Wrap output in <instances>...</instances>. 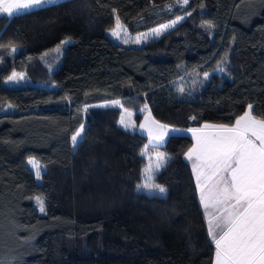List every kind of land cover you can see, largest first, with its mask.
I'll return each mask as SVG.
<instances>
[{
    "label": "trees",
    "instance_id": "obj_1",
    "mask_svg": "<svg viewBox=\"0 0 264 264\" xmlns=\"http://www.w3.org/2000/svg\"><path fill=\"white\" fill-rule=\"evenodd\" d=\"M181 2L62 0L0 14V264H212L184 160L192 141L169 136L152 149L168 157L153 177L166 192L148 194L138 185L151 148L118 120L128 110L137 126L150 111L180 129L231 126L249 104L264 119V0ZM177 17L140 46L106 34L117 19L141 33ZM11 72L31 83L5 87Z\"/></svg>",
    "mask_w": 264,
    "mask_h": 264
},
{
    "label": "snow or ice",
    "instance_id": "obj_2",
    "mask_svg": "<svg viewBox=\"0 0 264 264\" xmlns=\"http://www.w3.org/2000/svg\"><path fill=\"white\" fill-rule=\"evenodd\" d=\"M56 0H0V14L13 18L22 14H31L54 4ZM188 0H182L187 4ZM182 17H177L171 24L155 29V34L172 27ZM211 27V25H208ZM127 43V30L117 19V26L112 36ZM139 37L137 42H139ZM12 52L17 51L13 46ZM207 78L208 73H204ZM14 72L7 79L16 80ZM119 105L120 101H112ZM253 105L249 104L235 124H204L202 129H188L195 143L185 153L192 162V171L199 192L200 204L204 210L209 236L215 244L214 264H264V119L252 114ZM147 108V105H145ZM132 113H128L131 117ZM191 119H195L192 117ZM154 128H148L149 143L153 148L163 145L166 136L179 133L178 128L160 124L152 120ZM120 123L125 129H133L130 122L122 117ZM145 128L144 124L140 125ZM85 125L81 124L71 137L75 148L82 139ZM147 147V146H146ZM143 155V153H142ZM168 157L157 153L154 165L146 170L147 178L139 189L149 193L163 195L166 189L154 182V173L166 163ZM36 169L37 178L41 175L39 165L29 160ZM40 211H45L43 199L37 197Z\"/></svg>",
    "mask_w": 264,
    "mask_h": 264
},
{
    "label": "rangeland",
    "instance_id": "obj_3",
    "mask_svg": "<svg viewBox=\"0 0 264 264\" xmlns=\"http://www.w3.org/2000/svg\"><path fill=\"white\" fill-rule=\"evenodd\" d=\"M57 1H62V0H56V2ZM186 4H182V2L180 3V6L181 7H183V6H185ZM183 19V18H182ZM177 20V18L176 19H174V20H172V21H169V22H166V23H164V24H162V25H167V24H171L173 21H176ZM179 21H181V19L179 20ZM178 21V22H179ZM177 22V23H178ZM177 23H175L172 27H174ZM121 24V23H120ZM122 25V24H121ZM162 25H160V26H157V27H155V28H153V29H151V30H149V31H145V32H141V33H130L128 30H127V28L124 26V25H122L123 26V28L124 29H126L127 30V40H128V42L127 43H124L123 42V36H124V33H123V31L121 32V37H122V39H117V38H115V37H113L112 36V30H114L115 28H116V26H117V21L115 22V24H114V26H113V28L111 29V30H109L106 34L114 41V42H116V43H120V44H122V45H124V46H140V45H142V44H144V43H146V42H149V41H151V40H155V39H157L161 34H163V33H165L166 31H168V30H170L172 27H170V28H166V29H164L163 31H161L160 32V34L159 35H156L155 34V29H159ZM140 38L139 39V42H137V38ZM228 63H229V59H228V57H224L222 60H221V62L220 63H218V65L216 66V71L217 72H219L220 70H227L228 69ZM14 72H11L3 81H2V83H3V85L5 86V87H8V88H18V87H23V86H25V85H27V84H30L31 82H30V80L27 78V75L25 74V73H16L17 74V76H18V78L16 79V80H12V81H9L7 78L9 77V76H11L12 74H13ZM195 77V76H194ZM202 78L204 79L205 78V76L203 75L202 76ZM197 76L195 77V78H191L190 79V81H192V82H194V83H196L197 81ZM179 85V84H178ZM180 86V85H179ZM101 106H111V107H119L120 105H114V104H112V102L111 103H104V104H102ZM128 113H132L131 111H128V110H123L122 112H121V114H120V117H119V120H118V125L122 128V129H124V130H126V131H132V130H137V126H135L134 125V122H133V119H132V116L133 115H131V117H129L128 116ZM144 115V114H143ZM124 118L125 119V121L126 122H130L133 126H134V128L133 129H125V127L120 123V121H121V118ZM143 117V116H142ZM146 139V138H145ZM146 143H147V141H146ZM147 145L151 148V150H149V149H147V150H145L144 152H143V154H144V157H145V159L147 160V166H146V168H145V171H144V173H143V181H142V184L145 182V180H146V178H147V173H146V170L149 168V165L151 164V165H154L155 164V162H156V155H157V153H160V152H157V151H153L152 149H153V147L151 146V145H149L148 143H147ZM72 147H73V145H72ZM162 146H160V147H158V148H161ZM158 148H155V149H158ZM141 184V185H142ZM146 193H148V194H153V193H155V192H153V193H149L146 189H143ZM35 206L37 207V208H39V205H38V203H37V200H36V203H35ZM212 241V240H211ZM213 257H214V254H213ZM212 262H213V259H212Z\"/></svg>",
    "mask_w": 264,
    "mask_h": 264
},
{
    "label": "crops",
    "instance_id": "obj_4",
    "mask_svg": "<svg viewBox=\"0 0 264 264\" xmlns=\"http://www.w3.org/2000/svg\"><path fill=\"white\" fill-rule=\"evenodd\" d=\"M57 2H58V1H57ZM55 3H56V2H55ZM246 110H247V108H246ZM246 110H245V111H246ZM149 114H150V116H151V119H152V120H155L154 117L151 115L150 111H146V112L144 113L143 117L141 118V120H140L138 126H137V130H136V132H137L139 135L145 137L147 143L150 145V143H149V139H148V131H147V129H148V128H154V126L151 124V120H146V117H148ZM243 114H244V113H243ZM243 114H242V115H243ZM256 118H257V117H256ZM258 119H259V118H258ZM155 121H157V120H155ZM235 121H236V120H235ZM157 122H158V121H157ZM159 123H160V122H159ZM141 124H144V125H145V128H144V129H141V128H140V125H141ZM160 124H162V123H160ZM234 124H235V122H234ZM169 127H170V128H176V127H172V126H169ZM202 128H203V125H202L200 128H196V129H202ZM178 129H180V128H178ZM188 129H192V128H188ZM188 129H180L181 131H180L179 133H173V134H171L170 136H177V135H180V136H186V137H189L190 140L192 141V144H191V146H190V148H191L192 145L195 143V141H194L193 138H192V133H191L190 131H188ZM168 137H169V136H166V137H165V141H164L163 145L165 144V142H166V140H167ZM163 145H162V146H163ZM190 148H189V149H190ZM189 149H188V150H189ZM188 150H187V151H188ZM184 160L188 163V165L190 166V168H191V170H192V162H191V161H188V160L186 159L185 155H184ZM192 173H193V171H192ZM193 176H194V175H193ZM194 181H195V185H196L195 177H194ZM201 208H202V206H201ZM202 212H203V215H204V210H203V208H202ZM204 218H205V215H204ZM205 222H206V218H205ZM206 226H207V223H206ZM207 230H208V226H207ZM208 235H209V233H208ZM209 237H210V236H209ZM210 239L212 240L211 237H210ZM212 242H213V240H212ZM213 244H214V242H213ZM215 251H216V249H215V244H214V257H213V262H212V264H214Z\"/></svg>",
    "mask_w": 264,
    "mask_h": 264
}]
</instances>
